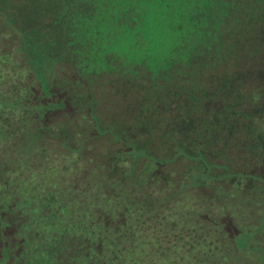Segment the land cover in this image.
<instances>
[{"label":"trees","instance_id":"1","mask_svg":"<svg viewBox=\"0 0 264 264\" xmlns=\"http://www.w3.org/2000/svg\"><path fill=\"white\" fill-rule=\"evenodd\" d=\"M9 262L264 264V0H0Z\"/></svg>","mask_w":264,"mask_h":264},{"label":"rangeland","instance_id":"2","mask_svg":"<svg viewBox=\"0 0 264 264\" xmlns=\"http://www.w3.org/2000/svg\"><path fill=\"white\" fill-rule=\"evenodd\" d=\"M210 82L211 84L210 85H207L206 87L207 88H210L212 89L213 87L216 88V86L219 85V81H217V78L216 79H210ZM140 91L141 93L143 94V96L146 94V91L147 90V85L145 82L141 83L140 84ZM213 91V90H212ZM135 93V92H134ZM109 94V91L107 92V94H103L102 95V98L100 99V103H101V106H100V111L103 112V115H110L112 113L111 109L108 107V102H109V97L107 96ZM197 97V98H196ZM196 97L195 98H186L183 94L181 95H177L175 97H173V99L171 100V102L173 103H179L181 105H184L185 107H188L187 104L188 102L191 103L190 105H195L196 103H200L201 102V98H200V93L197 95L196 93ZM140 99H142V97L140 96ZM116 100V99H114ZM175 105V104H174ZM173 107H176V108H172V110L170 109V111H173L172 113L174 114L175 116V110H177L176 112L178 113H181V115L183 114V109H184V106H183V109L179 110L178 107L175 105ZM174 122H175V119H174ZM176 124V123H175ZM10 263V262H9ZM10 264H14V263H10Z\"/></svg>","mask_w":264,"mask_h":264}]
</instances>
